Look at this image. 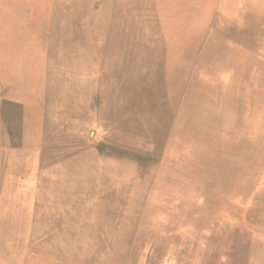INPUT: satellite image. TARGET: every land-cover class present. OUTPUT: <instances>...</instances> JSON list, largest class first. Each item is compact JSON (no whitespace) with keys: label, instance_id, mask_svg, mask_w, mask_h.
Instances as JSON below:
<instances>
[{"label":"rangeland","instance_id":"rangeland-1","mask_svg":"<svg viewBox=\"0 0 264 264\" xmlns=\"http://www.w3.org/2000/svg\"><path fill=\"white\" fill-rule=\"evenodd\" d=\"M52 1L0 0V264H264V0Z\"/></svg>","mask_w":264,"mask_h":264},{"label":"bare ground","instance_id":"bare-ground-1","mask_svg":"<svg viewBox=\"0 0 264 264\" xmlns=\"http://www.w3.org/2000/svg\"><path fill=\"white\" fill-rule=\"evenodd\" d=\"M69 1V0H68ZM74 1V0H73ZM78 1V0H77ZM80 1V0H79ZM82 1H84V0H82ZM103 1V0H102ZM157 1V0H156ZM161 1V0H160ZM224 1V0H223ZM45 4H46V6H51V8L52 9H54L55 10V7H57V8H59L60 6H61V4H59V3H57V2H55V1H52V0H45ZM133 2V1H132ZM131 2V3H132ZM140 2V1H139ZM146 2V1H145ZM144 2V3H145ZM72 3V2H71ZM89 3V2H88ZM147 3V2H146ZM167 3V2H166ZM170 3V2H169ZM183 3V2H182ZM104 5V4H103ZM132 6V5H131ZM104 7H107V6H104ZM139 7H140V5H139ZM130 8V7H129ZM133 8V7H132ZM135 9V8H134ZM183 9V8H182ZM229 9V8H228ZM85 10V9H84ZM103 10H104V8H103ZM188 10V9H187ZM106 11V10H105ZM129 11V10H128ZM126 13V12H125ZM133 14H134V12H132ZM180 14H181V12H180ZM124 15V14H123ZM131 15V14H130ZM135 15V14H134ZM179 16V15H178ZM114 17V16H113ZM197 17H199V16H197ZM132 18V17H131ZM226 18V17H225ZM116 19H117V16H116ZM124 19V18H123ZM113 20V19H112ZM133 20V19H132ZM131 20V21H132ZM118 21H119V19H118ZM123 22V21H122ZM129 22V21H128ZM133 22V21H132ZM195 22V21H194ZM221 22V21H220ZM124 23H125V21H124ZM140 23H143V22H140ZM112 24V23H111ZM138 24V23H137ZM99 26V25H98ZM103 27H104V25H103ZM117 27H118V25H117ZM122 27V26H121ZM85 30V29H84ZM76 31V30H75ZM121 31V30H120ZM99 33V32H98ZM117 34V33H116ZM120 35V34H119ZM115 36V35H114ZM101 38V37H100ZM121 42V41H120ZM109 43V42H108ZM120 44V43H119ZM99 46V45H98ZM100 47V46H99ZM45 50V49H44ZM97 50V49H96ZM117 57H119V56H117ZM54 60V59H53ZM85 63H87V61L85 62ZM248 63V62H247ZM59 65V64H58ZM247 65V64H246ZM50 67V66H49ZM57 68V67H56ZM97 68V67H96ZM49 69V68H48ZM86 69H87V67H86ZM142 69V68H141ZM140 69V70H141ZM86 74V73H85ZM74 77V76H73ZM56 78V77H55ZM253 117V116H252ZM255 117V116H254ZM261 121V120H260ZM253 122V121H252ZM200 162V161H199ZM102 194V193H101ZM99 196H100V194H99ZM52 209V208H51ZM205 209V208H204ZM206 212V211H205ZM216 217V216H215ZM188 219H186V221H187ZM223 221V220H222ZM133 222V221H132ZM218 224V223H217ZM130 225H131V223H130ZM201 226V225H200ZM129 230V229H128ZM131 232V231H130ZM49 237V236H48ZM80 241V240H79ZM100 242V241H99ZM127 242V241H126ZM95 244V243H94ZM127 246V245H126ZM125 246V247H126ZM124 246H121V248H123ZM116 249V248H115ZM114 249V250H115ZM120 249V248H119ZM93 250H95V249H93ZM113 250V249H112ZM118 250V249H117ZM96 252V251H95ZM113 252V251H112ZM117 252V251H116ZM119 252H120V250H119ZM94 253V252H93ZM122 253V252H121ZM196 255V254H195ZM116 257V256H115ZM119 262V261H118Z\"/></svg>","mask_w":264,"mask_h":264}]
</instances>
